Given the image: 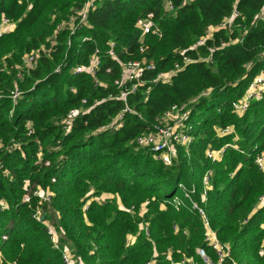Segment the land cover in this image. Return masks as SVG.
I'll use <instances>...</instances> for the list:
<instances>
[{
    "label": "trees",
    "instance_id": "obj_1",
    "mask_svg": "<svg viewBox=\"0 0 264 264\" xmlns=\"http://www.w3.org/2000/svg\"><path fill=\"white\" fill-rule=\"evenodd\" d=\"M83 2L0 0V20L15 25L0 37V264H64L52 248L48 224L80 264H180L183 259L204 264L197 248L215 263L193 204L203 210L220 244L229 247L230 259L264 264V203H258L264 169L255 164L264 154V90L241 116L232 108L264 70V19L254 20L264 0H193L186 6L182 0H100L81 28L63 29L51 42L56 27ZM234 9L239 17L232 33L217 30L208 38L207 30ZM148 14L160 33L140 40L136 25ZM203 37L205 44L193 49ZM110 43L122 63L155 65L145 74V85L127 97L136 114H123L116 131L102 130L124 109L113 99L121 91L114 84L121 67L108 56ZM221 43L227 46L220 48ZM209 48H216L211 56ZM40 49L36 67L25 70L24 56ZM95 55L101 62L99 84L86 73L71 74L72 67L87 66ZM199 57L210 61L183 67L184 58ZM176 63L183 68L168 84H153ZM15 86L20 96L12 102ZM182 104H190L185 124L192 140L177 146V159L165 166L137 149L134 140L152 133L166 110ZM73 108L90 110L65 131L61 122ZM227 128L233 132L218 135ZM13 144L17 147L7 152ZM208 148H224L221 160L206 158ZM38 188L49 190L51 199L34 219ZM132 236L136 240L126 244Z\"/></svg>",
    "mask_w": 264,
    "mask_h": 264
},
{
    "label": "built area",
    "instance_id": "obj_2",
    "mask_svg": "<svg viewBox=\"0 0 264 264\" xmlns=\"http://www.w3.org/2000/svg\"><path fill=\"white\" fill-rule=\"evenodd\" d=\"M100 0H84L81 7L78 9L76 8L74 15H71L68 17V20L66 22H63L62 24L58 25L56 27V30L54 31L53 35L50 37V41H54L55 36L63 29H68L70 33L75 32L77 29L81 28L83 24H85L89 12L94 9V6L96 5V2ZM193 0H182L181 6H186L189 2ZM170 10H173V5L170 3L167 4ZM239 17V13L236 9L232 11L230 16L228 18H225L219 25L216 27H210L207 30V36L213 35V33L217 30H226L230 34L233 31V28L235 26V21ZM153 15L148 14L146 18L141 19L137 22V28L140 30V40H143V38L148 35H159L158 28L153 23ZM264 19V8L254 16V20ZM15 25L12 24L9 19L6 17H2L0 20V37L8 32H11L14 29ZM206 36V38H207ZM205 44V38L199 39L196 44L193 45V49L198 48L199 46H203ZM69 46V43H67ZM226 43H221L220 48L226 47ZM114 45L110 43V48L108 50V56L111 60L117 62L121 67V74L119 80H116L114 84L117 86V88L121 89L119 95L113 99H116L118 101H121L124 103V109L122 110V113L118 115L116 118L113 119V121L107 126L102 127V130L109 129V130H118L123 121V114L125 113H131L136 114L133 110H131L127 106V97L135 93L136 90H138L140 87L145 85L144 76L147 72L152 71L155 69V65L151 63H146L145 60L141 61H129L127 63L120 62L119 58L114 53ZM216 48H209V56L212 55V53L215 51ZM43 50H37L31 53H28L24 56L23 61V68L27 71L32 70L36 67L37 59L39 58L41 52ZM143 51V48L141 49V52ZM97 54V53H96ZM183 54V53H181ZM201 61H210V59H203V58H197L196 60H192L190 58H184L183 60V67L191 64L193 62H201ZM101 62L98 59V57L95 55V57L91 58L90 63L87 66H81L77 65L71 68V74L77 75L86 73L89 75L90 78L94 80L95 84H99L98 81V70L100 68ZM179 64L174 65V69L168 72H160L157 74V76L153 79V84H168L171 81L172 76L180 71L183 68ZM55 72H60V66H58L55 69ZM18 79H20V76H18ZM264 90V70L260 71V73L250 82L248 89L246 90L243 98L238 101L237 103H234L232 105L233 110L235 111L238 116H241L246 109L248 108L250 102L254 99H258L260 95L262 94ZM208 93L203 92L201 96H206ZM20 96V91L17 86H15L11 91L9 98L12 102L17 101V99ZM111 97V96H110ZM1 98V96H0ZM95 104L92 106L94 107ZM188 107L187 104L182 105H172L168 110H166L160 117L157 119L156 124L154 126V131L147 135H139L135 138L134 143L137 147V149L145 150L151 153L154 160L161 162L165 166H170L174 160L177 159V152L176 147L177 146H187L192 138L188 135L186 126V120L189 115V111L186 108ZM90 110V108H89ZM88 109L84 108H73L70 109L65 116V118L62 120L61 124L63 126V129L65 131H70L72 129L74 120L78 117L80 113H86L89 111ZM28 133L32 132V129L30 126H28ZM232 128H227L225 130H217V133L219 136L226 135L228 133H232ZM1 147V145H0ZM17 147L16 144L10 145L5 147V150L7 152L12 151L13 148ZM224 153V148H221L220 150H212L207 149L205 151V156L212 162H218L221 160ZM41 157H38V162L40 161ZM66 160V159H65ZM45 166L49 165V162L44 163ZM255 164L259 167V169H264V154H261L260 156H257L255 159ZM208 174L204 176V186L207 187L208 185ZM181 188L184 190V188L181 186ZM185 191V190H184ZM193 191H191L192 193ZM205 195V192H204ZM33 196L38 198L37 201V210L32 215L34 219L38 218L40 213V208L50 203L51 194L49 190L44 189H36L33 192ZM184 196L186 198H189V193L185 192ZM30 201V197L28 195H25L23 197V202L28 203ZM176 207L179 208L181 205V200L179 198H175L173 200ZM259 204L264 203V195L261 196L258 200ZM193 208L197 209L200 216L203 218V226L205 229L204 233V241L207 243L209 247L214 250L217 261L214 263L212 262L205 254L204 250L201 248L196 249V254L203 260L204 264H226V261L229 260L230 264H236L232 259L229 257V247L227 245H222L218 241L215 233L210 229L209 224L207 222V219L205 217V214L202 209H199L196 204H193ZM3 207L1 208V210ZM133 208L129 209L128 212L133 211ZM146 210L143 208L140 212V216H142ZM141 228L144 230L145 235H149L148 228L146 224H142ZM47 234L50 237V242L52 243V248L55 251H58L61 253V259L64 264H80L79 261L73 257L71 254V251L69 248H62L59 244L58 238L54 232V229L50 226V224L46 225ZM177 226H174V231H177ZM186 234V232H184ZM6 239V235L2 236V240ZM132 242L131 237H128L126 240V244H130ZM261 252H264V249L260 250ZM169 258V256H167ZM192 259H183L180 264H186L191 263ZM148 264H154L153 262Z\"/></svg>",
    "mask_w": 264,
    "mask_h": 264
},
{
    "label": "rangeland",
    "instance_id": "obj_3",
    "mask_svg": "<svg viewBox=\"0 0 264 264\" xmlns=\"http://www.w3.org/2000/svg\"><path fill=\"white\" fill-rule=\"evenodd\" d=\"M194 103H195V102L192 101V102H191V105L194 104ZM189 105H190V104H189ZM189 105H188V107H186V108L188 109V111H189V109H190V108H189ZM119 206H120V205H119ZM60 237H61V234H60ZM131 240H132V241L136 240V237L132 236Z\"/></svg>",
    "mask_w": 264,
    "mask_h": 264
},
{
    "label": "water",
    "instance_id": "obj_4",
    "mask_svg": "<svg viewBox=\"0 0 264 264\" xmlns=\"http://www.w3.org/2000/svg\"><path fill=\"white\" fill-rule=\"evenodd\" d=\"M42 219H43V218H42ZM42 219H41V220H42Z\"/></svg>",
    "mask_w": 264,
    "mask_h": 264
}]
</instances>
